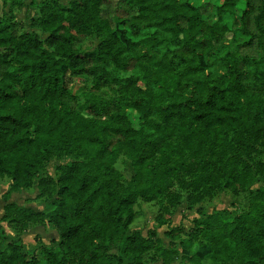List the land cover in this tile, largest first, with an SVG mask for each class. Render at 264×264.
<instances>
[{
    "label": "trees",
    "instance_id": "trees-1",
    "mask_svg": "<svg viewBox=\"0 0 264 264\" xmlns=\"http://www.w3.org/2000/svg\"><path fill=\"white\" fill-rule=\"evenodd\" d=\"M0 1V224L57 234L30 252L0 225V264H144L149 253L170 264L163 226L187 264H264V162L243 160L264 142V0H31L27 25L13 14L24 0ZM90 36L99 42L82 51ZM238 42L261 58H235ZM78 79L88 86L76 93ZM257 184L243 212L198 210L188 231L171 227L183 200ZM34 185L40 211L9 202ZM138 202L166 205L145 237L129 229Z\"/></svg>",
    "mask_w": 264,
    "mask_h": 264
},
{
    "label": "rangeland",
    "instance_id": "rangeland-1",
    "mask_svg": "<svg viewBox=\"0 0 264 264\" xmlns=\"http://www.w3.org/2000/svg\"><path fill=\"white\" fill-rule=\"evenodd\" d=\"M27 3H29L31 0H26ZM63 5H68L73 0H58ZM17 17L19 19H24V12L19 11ZM110 13L111 15H118L122 16L123 9L121 5L117 3V1H113L110 6ZM32 14V12H31ZM28 16L30 14L28 13ZM38 35L41 39L45 38V35L38 32ZM99 42V39L90 36L87 38H84L81 40L79 44V48L82 51H92L96 44ZM229 50L231 51L232 55L235 58H245L252 62L258 61L262 54L259 49L256 47H253L252 49L246 50L241 47V44L238 43H230L229 44ZM129 73L123 74V76H128ZM88 86L86 81H83L81 79L74 81V92L79 93L81 91H84L86 87ZM99 95L105 99L113 98L115 95L113 94L112 89L105 88L102 89ZM257 151L252 153L249 157H243L244 161H247L251 166L256 165L259 162H264V142L261 143L258 147H256ZM73 161L72 158H61V159H54L47 163L45 165V171L43 175H49L51 177L54 176V172L56 167L60 165H66ZM119 171H121L122 166L120 161L117 162L115 166ZM9 180L6 178L0 179V217L2 215V207L4 206L5 202L3 199V195L7 192L9 188ZM260 184L254 185L250 191H247L245 193H240L238 195H233L227 191H222L220 193L215 194L211 198L203 199L199 204L196 206H192L191 208L187 209V206L184 202L174 208V210L171 211V227H181L185 231H188L192 228V220L196 218V212L198 210H202L207 214H210L212 211H222L225 210L229 213L230 216L237 215L241 212H243L247 206V200L250 196L251 191H255L260 188ZM37 190L35 185L24 192L18 193V194H11L9 198V202H13L21 207H29L36 211H40L43 208V205L45 202H48V199H38L37 196ZM166 207L164 202H158V203H150V204H144L141 202H138L135 206V210L137 211L138 215L136 216L135 220L130 226L131 232H138L142 236H147V233L151 231L155 225V218L157 216L160 217H167L164 213V208ZM7 236L10 239H13L15 237H18L22 240V243L24 244V247L30 251L33 252L36 250V248L43 244L46 246L51 245L52 241L57 240V234L53 230H51L47 226L38 227V226H30L25 233H20L17 236L14 232L9 230L5 224H0ZM168 227H161L156 231V237L160 239L163 247L165 249H169L171 251H174L175 255H173V259L170 264H187L184 260V255H186L185 252H182L178 241L172 242L170 239H168L165 236L166 231H168ZM144 264H162V259L155 253H149L146 258ZM202 264H212L210 261L209 256L203 261ZM231 264H235V262H232Z\"/></svg>",
    "mask_w": 264,
    "mask_h": 264
},
{
    "label": "crops",
    "instance_id": "crops-1",
    "mask_svg": "<svg viewBox=\"0 0 264 264\" xmlns=\"http://www.w3.org/2000/svg\"><path fill=\"white\" fill-rule=\"evenodd\" d=\"M24 4H25V6H26L25 8L14 9V10H13V14H14V16H15V18H16L17 21L22 22L23 24H26V25H27L26 18H27V17H32V16L34 15V12H35V11H34L31 7H29L30 2L27 3V1L24 0ZM8 9H9V6L7 5V6L4 8L2 2L0 1V17H1V15H2L3 11H4V12H7ZM19 11H23V12H24V19H19V18L17 17V15L19 14V13H17V12H19ZM31 12H32V14H31ZM28 13L30 14V16H28Z\"/></svg>",
    "mask_w": 264,
    "mask_h": 264
}]
</instances>
